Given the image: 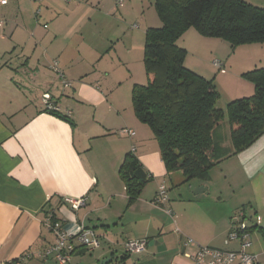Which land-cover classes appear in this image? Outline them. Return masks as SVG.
<instances>
[{
  "label": "crops",
  "instance_id": "1",
  "mask_svg": "<svg viewBox=\"0 0 264 264\" xmlns=\"http://www.w3.org/2000/svg\"><path fill=\"white\" fill-rule=\"evenodd\" d=\"M84 1L0 5V264H58L39 257L54 243L44 225L47 211L67 231L82 226L98 237L93 251L74 245L65 264H191L187 255L199 247L238 252V241L224 242L239 213L252 228L248 253L256 256L254 264H264L259 231L264 229V134L255 142L261 146L258 155L251 151L241 164L245 174L238 181L226 119L212 132L218 164L208 181L184 182L180 173H168L131 102L132 88L145 71V32L161 27L155 0ZM243 1L264 8V0ZM257 48L229 51L243 58ZM232 57L219 56L225 58L222 68ZM44 93L50 94L54 113L44 107ZM243 97L240 93L227 104ZM128 153L150 177L132 203L119 175ZM225 163L232 165L231 181L220 177ZM160 186L165 202L158 201ZM198 187L206 192L194 195ZM72 199L85 204L74 209ZM136 240H145V249L126 253L125 242Z\"/></svg>",
  "mask_w": 264,
  "mask_h": 264
},
{
  "label": "trees",
  "instance_id": "2",
  "mask_svg": "<svg viewBox=\"0 0 264 264\" xmlns=\"http://www.w3.org/2000/svg\"><path fill=\"white\" fill-rule=\"evenodd\" d=\"M153 7L161 27L145 32L143 62L148 82L133 86L132 108L152 132L168 173H180L184 182L208 181L209 171L218 164L212 132L225 119L231 155L246 150L264 134V67L242 75L253 84V94L229 102L223 111L212 80L187 70L186 51L176 42L194 29L205 38L227 42L232 50L264 44V8L243 0H155ZM119 175L130 203L150 180L132 153L124 158ZM247 229L251 233L252 228ZM259 231L264 237V229Z\"/></svg>",
  "mask_w": 264,
  "mask_h": 264
},
{
  "label": "built area",
  "instance_id": "3",
  "mask_svg": "<svg viewBox=\"0 0 264 264\" xmlns=\"http://www.w3.org/2000/svg\"><path fill=\"white\" fill-rule=\"evenodd\" d=\"M9 0H0V5H6ZM33 1V0H29ZM113 2H121L122 0H111ZM213 65L217 68H221L222 64L219 61L213 62ZM57 63H54V70L57 71ZM60 79L63 81V75L57 73ZM67 86L66 83H64ZM42 103L47 111H56V106L51 102V96L49 93H44L41 97ZM122 133L133 136L134 133L131 130H124ZM134 149H132V152ZM158 201L165 202L167 200L165 187L160 186L158 189ZM71 204L74 209H78L84 206L85 199H72ZM53 211L46 213L44 225L49 232L54 236V243L45 249L40 258L43 260L52 259L58 264H65L69 261L70 254L74 251L75 246L82 247L88 251H93L99 247V240L97 235L90 229H86L82 226H78L76 231H67L64 229L60 221L54 220ZM169 213V212H168ZM251 233L247 229V225L243 220L241 213L236 214L231 219V229L228 233L225 245L230 241H238L240 244L238 252H227L209 247H199L197 252L192 255H187L191 264H233L235 260H238L240 264H254L256 262V256L248 253L251 247L250 241ZM193 243L192 240H188V244ZM145 240L127 241L124 244V249L128 254H135L142 252L146 247Z\"/></svg>",
  "mask_w": 264,
  "mask_h": 264
},
{
  "label": "rangeland",
  "instance_id": "4",
  "mask_svg": "<svg viewBox=\"0 0 264 264\" xmlns=\"http://www.w3.org/2000/svg\"><path fill=\"white\" fill-rule=\"evenodd\" d=\"M95 1V0H94ZM90 0L84 1L87 4H97ZM253 6V5H252ZM161 25V24H160ZM194 30V29H193ZM187 32V31H186ZM186 32L177 40L176 46L182 48L186 51L184 57V66L187 70L200 75L208 80H212L213 85L216 91L219 94V102L220 105L225 111L227 102L233 98L234 96L243 93L246 97H249L253 94L254 86L251 82L246 80L242 75L244 72L254 65H258L259 67L262 66L264 63V48H261L259 45L264 44H256L259 48L247 53L253 54L251 58H247V54L243 56V58L239 57V52L234 54V58L231 55V48L227 42H224L220 39L214 38H205L199 35L195 30L193 31L195 34H186ZM192 32V33H193ZM212 41H217L212 44ZM244 47V46H243ZM230 48V49H229ZM241 49V48H239ZM246 49V48H242ZM248 49V48H247ZM230 50V51H229ZM240 51V50H238ZM230 54L231 61L230 65L221 68H217L213 65V62L219 61L221 64L224 62V59H219V56H223L225 54ZM245 58V59H244ZM262 58V59H261ZM222 61V62H221ZM143 71V70H142ZM138 79V75L136 74ZM141 83L138 85H146L147 84V77L144 71L141 75ZM256 146V148H254ZM261 148L260 144L253 143L249 148L243 150L242 152L237 154L238 158H235L231 161L233 164L232 169H234L235 177L238 179H242L244 176V170L241 169V164L245 163V157H248L253 152V155H258V150ZM256 149V150H255ZM248 151V154H243ZM235 156V155H234ZM262 165L264 167V154L262 155ZM257 163L259 161H256ZM255 162V163H256ZM231 163H225L220 168V177L221 179L225 176L229 181L230 179V167L232 166ZM260 163V162H259ZM255 168V166L253 165ZM219 170V169H217ZM178 173V172H177ZM246 173L250 176L251 171H246Z\"/></svg>",
  "mask_w": 264,
  "mask_h": 264
},
{
  "label": "water",
  "instance_id": "5",
  "mask_svg": "<svg viewBox=\"0 0 264 264\" xmlns=\"http://www.w3.org/2000/svg\"><path fill=\"white\" fill-rule=\"evenodd\" d=\"M205 192H206V188H204V187H198L192 193L194 195H199V194H202V193H205Z\"/></svg>",
  "mask_w": 264,
  "mask_h": 264
}]
</instances>
